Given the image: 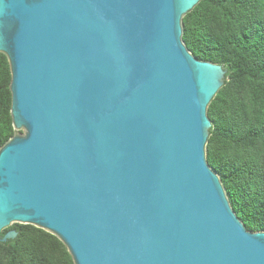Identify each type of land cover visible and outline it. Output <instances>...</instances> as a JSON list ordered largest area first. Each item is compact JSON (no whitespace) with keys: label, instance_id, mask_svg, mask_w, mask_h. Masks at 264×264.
Listing matches in <instances>:
<instances>
[{"label":"water","instance_id":"95a60500","mask_svg":"<svg viewBox=\"0 0 264 264\" xmlns=\"http://www.w3.org/2000/svg\"><path fill=\"white\" fill-rule=\"evenodd\" d=\"M198 1L0 0V241L22 223L73 264H264L206 161L225 70L182 41Z\"/></svg>","mask_w":264,"mask_h":264},{"label":"trees","instance_id":"16d2710c","mask_svg":"<svg viewBox=\"0 0 264 264\" xmlns=\"http://www.w3.org/2000/svg\"><path fill=\"white\" fill-rule=\"evenodd\" d=\"M182 41L199 60L220 64L224 82L207 106L205 145L236 215L264 231V0H199L182 17ZM10 71L0 52V147L15 133ZM0 241V264H73L63 243L31 224L12 223Z\"/></svg>","mask_w":264,"mask_h":264}]
</instances>
